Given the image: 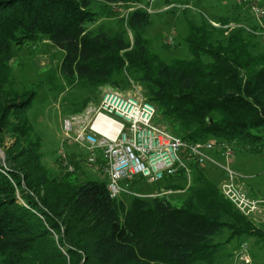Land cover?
Listing matches in <instances>:
<instances>
[{
    "label": "trees",
    "instance_id": "16d2710c",
    "mask_svg": "<svg viewBox=\"0 0 264 264\" xmlns=\"http://www.w3.org/2000/svg\"><path fill=\"white\" fill-rule=\"evenodd\" d=\"M142 1L0 0V147L6 154L0 156L1 264H200L216 256L225 228L227 240L264 235L223 196L217 176L223 169L211 162L187 159L189 173L179 168L155 182L135 177L128 186L141 194L115 196L106 173L72 183L43 165L28 118L36 89L15 88L11 65L16 49L39 37L63 51L59 71L66 82L125 87L130 78L155 105L154 121L183 139L227 141L233 151L264 142L260 36L244 24L230 27L229 17L216 18L220 26L206 17L186 18L182 38L190 56L165 60L145 35L151 18L143 7L130 10L115 30L87 27L96 20L97 2ZM88 98L74 102L70 112ZM7 136L15 141L7 143ZM147 184L153 188L142 187Z\"/></svg>",
    "mask_w": 264,
    "mask_h": 264
},
{
    "label": "rangeland",
    "instance_id": "374dc122",
    "mask_svg": "<svg viewBox=\"0 0 264 264\" xmlns=\"http://www.w3.org/2000/svg\"><path fill=\"white\" fill-rule=\"evenodd\" d=\"M127 6L102 5L98 2L93 4L92 10L97 12V17L96 20L87 23V27L94 28L98 24H103L112 31L121 25L120 19L126 18L127 13L133 8L143 7L146 10L149 8L151 21L145 35L149 39L151 49L165 60L176 56H190L188 47L182 38L187 30L186 18L199 21L200 18L206 17L213 25L220 26V21L216 18L229 17L224 19L228 20L230 27L244 24L264 42V16L258 17L251 13V6H262L263 8L264 0H251L247 3L241 0H153L152 2L146 0ZM221 19L223 18H219ZM253 24H256L257 28L251 29L250 26ZM169 36L172 38L171 42H168ZM263 42H259V45H263ZM62 55L63 51L44 37L18 47L11 60L12 84L19 90L36 89L33 103L28 109V118L34 132L33 136H38L40 139L41 160L43 165L49 169V174L61 176L60 178L65 177L72 183L88 179H103L106 177L103 167L98 163H87L85 151L76 147L70 139H65L62 118L74 109L76 104L74 102L82 98L89 97L88 102L96 104L105 87H113L124 92L137 93L138 91L145 97L144 89L135 81V88L131 82L125 87L117 86L118 88L111 83L98 87H81L74 83L70 84L65 81L59 71ZM5 140L7 143H12L15 138L7 136ZM259 146L258 149L253 145L236 146L230 157L220 156L218 159L239 173V180L248 195L264 197V142ZM63 152L69 153L66 156L67 159L61 158ZM72 152L73 155H70ZM63 160L67 161L66 165H63ZM71 163L72 169H69L68 164ZM214 171L215 174L218 173ZM222 172L217 174L218 181L224 178V172ZM142 187H151V185L147 184ZM170 198L176 201L179 196ZM246 217L251 219L255 226L264 229L263 217L261 220L257 216ZM228 233L230 230L225 228L218 235L217 240L221 246L213 260L200 261V264L264 263V235L241 234L227 240ZM244 241L246 242L245 255L240 252V244Z\"/></svg>",
    "mask_w": 264,
    "mask_h": 264
},
{
    "label": "built area",
    "instance_id": "2783aa9c",
    "mask_svg": "<svg viewBox=\"0 0 264 264\" xmlns=\"http://www.w3.org/2000/svg\"><path fill=\"white\" fill-rule=\"evenodd\" d=\"M251 8L254 16L264 15L261 7ZM171 41L169 36L168 42ZM130 82L135 88L136 82L132 79ZM155 111V105L138 91L124 92L105 87L96 104L88 102L82 109L62 118L63 133L65 139L85 151L87 163H98L103 167L112 196L122 192L141 194L128 186L135 177L155 182L164 175L174 174L179 168L189 173L187 159L199 163L207 161L223 169L224 178L219 184L223 196L243 215L264 218V197L248 195L239 180V173L212 153L216 150L221 157H230L233 148L229 142L183 139L156 123ZM67 154L63 152L61 158L67 159ZM62 163L66 165L67 161ZM71 165L68 164L69 169H72ZM240 245V252L245 255L246 242Z\"/></svg>",
    "mask_w": 264,
    "mask_h": 264
},
{
    "label": "water",
    "instance_id": "95a60500",
    "mask_svg": "<svg viewBox=\"0 0 264 264\" xmlns=\"http://www.w3.org/2000/svg\"><path fill=\"white\" fill-rule=\"evenodd\" d=\"M0 156L4 160L6 158L5 151L0 147Z\"/></svg>",
    "mask_w": 264,
    "mask_h": 264
},
{
    "label": "crops",
    "instance_id": "0c3cea01",
    "mask_svg": "<svg viewBox=\"0 0 264 264\" xmlns=\"http://www.w3.org/2000/svg\"><path fill=\"white\" fill-rule=\"evenodd\" d=\"M241 182V181H240ZM244 187V186H243ZM258 197V196H257ZM177 200H179V199H177Z\"/></svg>",
    "mask_w": 264,
    "mask_h": 264
},
{
    "label": "bare ground",
    "instance_id": "6f19581e",
    "mask_svg": "<svg viewBox=\"0 0 264 264\" xmlns=\"http://www.w3.org/2000/svg\"><path fill=\"white\" fill-rule=\"evenodd\" d=\"M258 17H262V16H258Z\"/></svg>",
    "mask_w": 264,
    "mask_h": 264
}]
</instances>
